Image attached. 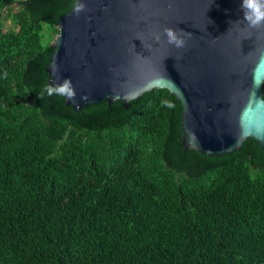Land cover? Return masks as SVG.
<instances>
[{
	"label": "trees",
	"instance_id": "1",
	"mask_svg": "<svg viewBox=\"0 0 264 264\" xmlns=\"http://www.w3.org/2000/svg\"><path fill=\"white\" fill-rule=\"evenodd\" d=\"M15 1L0 0V264H264L260 147L185 151L166 89L64 107L44 68L72 0Z\"/></svg>",
	"mask_w": 264,
	"mask_h": 264
},
{
	"label": "water",
	"instance_id": "2",
	"mask_svg": "<svg viewBox=\"0 0 264 264\" xmlns=\"http://www.w3.org/2000/svg\"><path fill=\"white\" fill-rule=\"evenodd\" d=\"M240 4L72 0L48 46L47 84L70 80L75 99L60 96L73 111L115 101L128 109L144 92L166 89L182 106L185 151L218 157L251 139L264 152V26L243 20ZM166 29L184 46L169 43Z\"/></svg>",
	"mask_w": 264,
	"mask_h": 264
},
{
	"label": "clouds",
	"instance_id": "3",
	"mask_svg": "<svg viewBox=\"0 0 264 264\" xmlns=\"http://www.w3.org/2000/svg\"><path fill=\"white\" fill-rule=\"evenodd\" d=\"M83 5H80L76 8V11H81ZM241 11L243 12V20L248 22V24L251 27L259 28L261 26H264V3L261 2V0H241ZM166 33L168 36L169 43L174 44L176 47L180 48L184 46L185 41L180 38L172 29H166ZM57 69L53 67V73ZM255 83V81H254ZM259 87V85H257ZM48 95H62L66 96L67 99H75V91L70 86V80L65 79V81L62 84L56 85V86H49L47 88ZM83 98V97H82ZM169 107H172V105H168Z\"/></svg>",
	"mask_w": 264,
	"mask_h": 264
},
{
	"label": "rangeland",
	"instance_id": "4",
	"mask_svg": "<svg viewBox=\"0 0 264 264\" xmlns=\"http://www.w3.org/2000/svg\"><path fill=\"white\" fill-rule=\"evenodd\" d=\"M8 25H9V23L7 22V23H6V27H8Z\"/></svg>",
	"mask_w": 264,
	"mask_h": 264
}]
</instances>
